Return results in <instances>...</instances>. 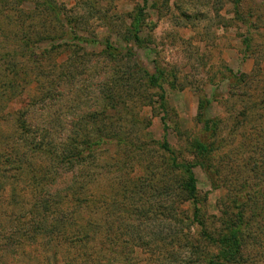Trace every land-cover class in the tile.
Returning a JSON list of instances; mask_svg holds the SVG:
<instances>
[{
  "label": "rangeland",
  "instance_id": "374dc122",
  "mask_svg": "<svg viewBox=\"0 0 264 264\" xmlns=\"http://www.w3.org/2000/svg\"><path fill=\"white\" fill-rule=\"evenodd\" d=\"M56 1L66 8L60 16L43 0H0V84L13 83L0 100V142L12 139L16 113L25 114L27 132L45 133L52 149L76 136L70 145L81 156L64 177L53 170L57 180L47 189L62 195L77 189L106 237L89 262L79 257L89 252L83 245L74 250L64 238L54 240L56 254L43 236L5 245L4 234L32 230L27 165L50 161L21 144L18 200H7L14 212H0V264H205L203 256L214 249L189 219L191 202L175 203L172 223L162 215L165 185L178 179L163 171L169 158L199 162L193 168L211 229L220 228L224 203L248 191L264 208V0H148L145 47L127 30L142 0ZM23 38H30L28 49ZM159 72L151 85L147 74ZM97 128L105 141L87 149L81 136ZM165 140L173 153L161 148ZM199 141L214 150L210 159L194 149ZM245 234L242 264H264V209Z\"/></svg>",
  "mask_w": 264,
  "mask_h": 264
},
{
  "label": "trees",
  "instance_id": "16d2710c",
  "mask_svg": "<svg viewBox=\"0 0 264 264\" xmlns=\"http://www.w3.org/2000/svg\"><path fill=\"white\" fill-rule=\"evenodd\" d=\"M2 1L7 3L10 1L16 3L15 1H17L18 3V0ZM43 6L45 9L52 10L57 16L62 14V9H66L64 6V8L58 6L56 0H43ZM149 7V1L142 0V6L135 8L136 15L129 24V28H127L128 32L130 33L131 40L133 39L139 46L143 47H145L144 42L147 41V38L145 39V37H143L142 32L144 31V26L149 23ZM37 8L38 5H35V9ZM235 8L236 15L241 14V5L236 3ZM68 25H71V23ZM64 26L65 24H63V27ZM70 27L72 32L76 34L77 29L72 25ZM21 40L28 49L30 38H23ZM107 48L110 50L113 47L111 44H108ZM159 74L160 75L150 73L147 74L148 82L151 85H157L163 73L159 72ZM244 76L246 77V75ZM1 77L2 68L0 66V79ZM0 82H2V80H0ZM12 84V82L8 84V87L10 88ZM5 87L6 88H4L3 83L2 85L0 84V100L3 99V97L5 98L4 95L9 94V88L7 85ZM164 103L167 104L165 98ZM163 108L166 109L167 107L164 106ZM24 116L25 114H23V116H19V113H16L11 117L10 122L12 126L16 127L14 128L16 133H11L12 139L10 142L7 141V139H4L8 138L7 136H4L0 142V212L3 211V209H8L14 212V205H12L11 202L7 200H10L11 197H14L16 200H18L19 188L21 187L20 180L23 178V170L22 166L16 165L25 159V154L23 152L24 150L20 148L21 144L26 146L27 151L30 152L31 156L37 155L41 158L45 157L50 161L48 163L41 161L38 163V165H34V168L32 164L27 165L28 168H26V170L28 174L31 173V183L26 185V188L29 186V190H31L33 193L29 199H25H27V202L33 206V210H30L33 215V220L30 223L32 230L31 232L26 231L20 234L18 233L20 229L16 228V232L13 231L12 234L10 232L11 236L4 234L2 238H5L4 241L7 242L5 245H11L19 238H22L21 236L27 237L29 240L32 238L34 242H37L39 238L43 236L45 240H48L49 242L51 241V245H54L55 241L58 242L64 238L70 242H73L71 247L74 250L81 248V245H83L86 251L89 252H86L85 257H79L84 258L85 261H88L97 252V243L103 239L104 240L102 243L105 241L104 237L106 236L103 234L104 232L99 231L94 227L93 224L94 221H100V219L97 218V216H93L88 213L92 206L88 205L89 202L86 204L83 201V197L78 196L79 191H75L77 189H73L71 194H67V190L65 189L66 191L63 192L65 193L63 195L61 194V191L59 194L57 190L55 192L47 189L51 183H54L57 180L56 178L52 179V176H50L54 173V171H56L55 175H58L60 170V177H64V168L69 163L76 160L75 158H79L81 156V151L79 148H74V145H70V143H73L77 137H68V139L65 140V143H63L59 148L52 149L53 146L51 143L53 142H51L52 140H50L47 135H45V133L42 136V131H35L34 133L27 132V120H25ZM166 119L167 116L165 115L162 118L164 124H166ZM0 126L2 125L0 124ZM101 133H103L102 130L97 128V130L92 134H84L81 136L84 139L83 143L87 146V149L93 150L94 146L97 144L101 142L104 143L105 135H101ZM121 142L122 144L125 143L128 146L132 145L131 142L127 140H121ZM143 145L144 142H142L141 146ZM193 145L194 149L199 151L198 153H200L204 161L208 160V158L210 159V155H212L214 152L211 147L201 141ZM160 146L166 154L173 153L167 140L161 142ZM170 161L171 159L169 158V160H167L168 168H164L163 172L165 173L167 179H169L168 177L171 179V176H175L178 179L174 183H167L165 185V197L162 196V198H164L165 202L168 204V210H163L162 215H165L169 222L172 223L175 212L177 211L175 203H184L185 201H190L192 204V217H189V219L192 220L193 224H198L200 226L198 235L199 238L214 249L213 251H208L205 253L203 256V262L205 264H242L244 262V249L246 247L245 227L248 228V226H253V222L258 217L259 211L264 209L263 204L257 198H252L253 195L251 194V191H248L247 194H242L241 197L233 198L232 202L228 204L226 202L224 203V209L222 208L223 215L219 220L221 221L220 228L211 229L208 219L206 218V214L201 211V197L199 195L197 178L193 168L194 166L198 165L199 162L193 160L187 161L185 163H178L176 162V159H173L172 163ZM255 168L257 169V166H255ZM6 174L9 175L7 180L5 176ZM166 177L160 179L158 181L159 184L161 182L163 183ZM10 179L13 181L11 186L6 184V182H8ZM26 179L28 180V177ZM8 187L11 190L8 189ZM239 187L246 188V184H241ZM257 192L258 191H255V193ZM73 197L74 200L71 199ZM85 209L86 215H83V210ZM23 210L27 209L22 207V211ZM249 211H251L250 214ZM36 216H38V219L35 220L34 217ZM1 223L2 222H0V225ZM25 223L27 224L28 222ZM153 230L154 229H152V231ZM109 242L111 244V241ZM191 245L193 246V244ZM113 247L114 245L105 246V248H108L110 252L114 250ZM59 248V244L54 245V254H56V251H58ZM197 251L198 248H195L194 252L197 253ZM86 257L88 259H85Z\"/></svg>",
  "mask_w": 264,
  "mask_h": 264
}]
</instances>
